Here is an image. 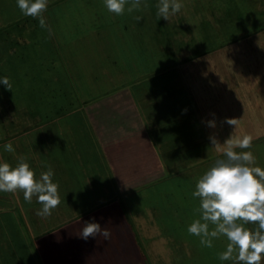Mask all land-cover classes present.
Returning a JSON list of instances; mask_svg holds the SVG:
<instances>
[{"label": "rangeland", "instance_id": "rangeland-1", "mask_svg": "<svg viewBox=\"0 0 264 264\" xmlns=\"http://www.w3.org/2000/svg\"><path fill=\"white\" fill-rule=\"evenodd\" d=\"M178 2L182 9L168 21L157 15L159 0L128 12L129 0L122 15L104 0H48L41 27L17 0H0V78L12 85L0 83L1 161L15 167L26 158L37 180L50 165L61 201L41 217L36 195L28 203L22 190L11 193L18 200L0 212V264H236L218 258L225 236L208 248L187 229L200 217L192 196L198 179L225 158L232 134L252 136L251 148L234 150L250 151L264 170V0ZM85 8L94 26L81 24ZM122 87L144 106L155 153L168 166L164 179L133 191L87 120L89 111L124 112L108 99L89 107ZM110 116L106 124L118 133L120 116ZM9 142L13 152L5 151ZM93 220L110 240L80 236ZM137 224L143 230L132 235Z\"/></svg>", "mask_w": 264, "mask_h": 264}, {"label": "clouds", "instance_id": "clouds-1", "mask_svg": "<svg viewBox=\"0 0 264 264\" xmlns=\"http://www.w3.org/2000/svg\"><path fill=\"white\" fill-rule=\"evenodd\" d=\"M110 13L122 15L129 0H104ZM48 0H17V6L25 16L39 17L41 27H45L42 15L47 10ZM141 0H131L128 12L139 9ZM147 5H145L146 7ZM157 15L169 21L170 15L178 13L183 4L178 0H159ZM138 21L141 17L136 18ZM0 83L8 90L12 85L7 76L0 78ZM227 124L238 126V119L226 118ZM210 127H215V121H209ZM252 136L233 138V134L223 144V159H217L199 179L194 198H200L199 207L194 211L200 214L199 219L190 224L189 234L200 237L204 247H213V239L225 236L229 243L226 251L218 253L221 261L233 259L236 264H260L264 254V170L255 164V158L250 151L237 152L234 149H249L252 146ZM212 145L219 147L215 136L210 137ZM5 151L13 152L12 143L5 146ZM54 171L50 165L39 179L35 178L34 170L30 168L26 158L21 157L15 167L7 162L0 163V192L15 193L23 191L24 200L32 202L37 196V202L42 208L37 215L47 217L52 210L59 206L60 197L58 183L52 177ZM248 223L258 226L254 231L245 227ZM210 225L214 227L210 230ZM102 236L104 240L111 239V232L101 228L98 222H85L80 236L87 240L89 237ZM235 253V256L233 255Z\"/></svg>", "mask_w": 264, "mask_h": 264}, {"label": "crops", "instance_id": "crops-1", "mask_svg": "<svg viewBox=\"0 0 264 264\" xmlns=\"http://www.w3.org/2000/svg\"><path fill=\"white\" fill-rule=\"evenodd\" d=\"M51 5H53V3ZM86 9L89 10L88 8H85V11L84 9H81V24L84 26L85 24L94 26L95 23L92 19L94 14L89 10L91 15H88ZM87 17L89 18V21L86 19ZM93 33L95 32L93 31ZM121 92H126L127 96L124 98L121 96H114L115 94ZM107 99L109 100V103L125 105V111H122V113L119 112V114L114 113V115H111L113 113H92L89 111L87 120H90V124L93 126L94 140L99 146V149L107 154V159L109 163L113 165L114 168H116V172L118 174H123L122 179L124 187L129 189V191H133L137 188V190H139V188L147 187L148 184L150 185L151 183H157L160 181V179H164L166 176L165 168L167 165L162 163V161L160 162L158 155L155 153L156 147L153 145V141L150 138V136L153 135L150 133V130L147 126V119L144 114L145 112L143 113L142 111L144 110V106L142 107V105L137 102L138 98L134 96L130 88L122 87L121 89L119 88L117 93L109 95L104 99L102 98L100 100H95V102L89 107L95 103L105 101ZM123 99L125 100L123 101ZM108 116H120L121 121L117 123L120 124L118 133L113 132V130H109V127L106 124L108 119L106 117ZM121 128H123L122 132ZM156 132L157 130H154L155 134ZM46 148L49 150L51 149L50 145H47ZM82 152L84 153V151ZM1 160L3 159L0 157V163H3L4 161ZM126 161H129V164H126ZM125 170H129V172L125 173ZM15 199L16 198L13 199L12 194L9 192H0V212L3 214L5 209L8 207H15L16 202L14 203V201L18 200ZM137 225H139V228L136 229L134 233L131 231L132 235L135 233L138 234V232L143 230V224ZM152 227L153 224H151L149 227L150 231ZM147 238L149 239L150 237L147 236ZM41 240L42 239H39L38 242ZM132 244H136L137 246V243L135 242H132ZM147 251L149 252V250ZM149 262V260L148 262L146 260L145 263Z\"/></svg>", "mask_w": 264, "mask_h": 264}, {"label": "trees", "instance_id": "trees-1", "mask_svg": "<svg viewBox=\"0 0 264 264\" xmlns=\"http://www.w3.org/2000/svg\"><path fill=\"white\" fill-rule=\"evenodd\" d=\"M46 17V16H45ZM47 20V19H46ZM37 22H39V20H36ZM38 24H40V23H38ZM179 162H181V161H179ZM181 164H182V162H181ZM167 168H168V166H167ZM166 177V176H165ZM221 264H226V263H221Z\"/></svg>", "mask_w": 264, "mask_h": 264}]
</instances>
